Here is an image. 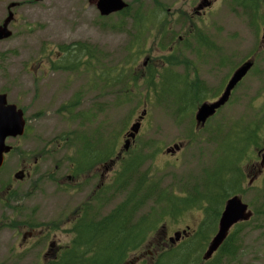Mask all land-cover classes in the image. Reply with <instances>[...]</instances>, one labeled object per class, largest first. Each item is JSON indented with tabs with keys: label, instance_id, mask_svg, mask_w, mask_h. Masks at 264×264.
Returning <instances> with one entry per match:
<instances>
[{
	"label": "rangeland",
	"instance_id": "1",
	"mask_svg": "<svg viewBox=\"0 0 264 264\" xmlns=\"http://www.w3.org/2000/svg\"><path fill=\"white\" fill-rule=\"evenodd\" d=\"M123 1L128 4L127 15L103 16L88 0H0V21L7 17L9 3H19L11 9V36L0 41V92L24 113L26 129L18 137L19 147L24 152H45L30 179L14 183L9 195L0 190V264H53L49 249L58 247L57 256L67 248L84 206L95 219L123 198V190H114V181L121 162L134 155L144 160L126 189L140 174L156 185L141 213L161 189L186 196L195 185L203 192L200 179L214 169L222 139L234 130L245 135V129L255 134L254 142H248L241 154L239 171L245 187L238 194L253 215L230 229L235 250L219 264H264V166L254 186L246 187L249 165L260 160L255 152L264 146V5L252 16L232 0H217L205 13L193 10L196 0ZM134 15L143 18L137 28ZM75 42L92 48L90 68L89 58L82 55L84 64L79 68L53 69L63 57L59 47ZM213 48L217 53H232L233 63L254 49L257 57L228 102L197 127L195 104L178 110L173 96L157 94L153 83L157 78L165 84L164 78H158L164 74L169 79L179 75L188 84L192 69L198 68L204 79L200 97L218 93L226 61L211 66L217 59L209 61L202 55L194 60L191 55L193 51L210 53ZM120 73L123 77L118 80ZM75 96L79 102L73 112L91 115V121L85 117V124L63 106ZM136 121L140 123L136 137L124 150V135ZM80 132L98 149L109 145L112 156L79 174L73 173L75 149L61 136ZM176 143L178 150L165 152ZM119 152L123 157L118 160ZM4 175L2 171L0 177ZM205 205L165 215L126 264H154L161 252L182 244L203 220ZM31 225L35 236L23 239ZM175 232L181 233L178 239ZM205 248L206 244L198 249L202 258L197 264L213 257L203 259Z\"/></svg>",
	"mask_w": 264,
	"mask_h": 264
},
{
	"label": "trees",
	"instance_id": "2",
	"mask_svg": "<svg viewBox=\"0 0 264 264\" xmlns=\"http://www.w3.org/2000/svg\"><path fill=\"white\" fill-rule=\"evenodd\" d=\"M232 4L235 7H242L244 12L254 16L259 6L264 5V0H232ZM127 12L128 7L121 13L127 15ZM142 21L141 16H133L136 28L142 25ZM59 49L63 52V57L54 63L53 69L69 70L79 68L84 64L80 58L82 55L89 58L86 64L90 68L92 48L87 43L75 42L70 45H61ZM149 75V80H151L152 75ZM116 77L121 80L123 75L120 73ZM159 77L164 78L166 83L164 84L160 80L157 81V78H155L154 91L157 94L159 92L172 95L174 102L178 105V110L183 111L187 104L201 98V92L190 91L185 87L180 88L175 85V77L169 79L171 76L168 77L164 74L159 75ZM102 80L108 81V76H103ZM132 80H136V78H131L130 81ZM73 99L71 102L70 100L68 103L66 102V106L63 105L65 110L71 116L75 115L74 117H79L81 120L86 117L87 121H91V115L88 111L73 112L79 102L77 96ZM83 124H85V120ZM245 131L246 134L244 135V131L234 130L229 136L222 139L220 156L216 159L217 165L215 164L214 169L207 172V175L205 174L200 179L203 192L199 193L195 185L192 187L193 191L191 190L192 192L186 196L177 195L171 190L161 189L154 193L152 203L142 213L140 209L144 206L145 200L148 198L147 195L156 188V185L154 181L146 182L144 175L140 174L131 187L126 189L132 174L137 172L144 157L134 155L124 159L114 181V190L118 192L123 190V198L106 214L95 219L91 217L89 207L84 206L73 224V237L67 248L58 252L52 263L126 264L130 255L141 248L165 215L173 216L189 207L198 206L205 202L204 218L194 234L176 248L172 246L169 250L161 252L154 262V264H197V260L202 258L198 255V249L202 245H207L211 238L210 234L216 231L224 201L229 196L238 194L241 191L239 189L241 154L246 149L248 142H254L255 134L254 131H247V129ZM61 140L75 149L72 161V165L75 166L73 173H83L94 164L105 163L112 156L109 145L106 148L98 149L96 142L87 138L85 132L74 135L67 133L61 136ZM220 159L224 161L219 163ZM232 241L233 234H229L213 254V257L204 261L203 264H219L222 258L230 257L235 250ZM200 262H202L201 259Z\"/></svg>",
	"mask_w": 264,
	"mask_h": 264
},
{
	"label": "water",
	"instance_id": "3",
	"mask_svg": "<svg viewBox=\"0 0 264 264\" xmlns=\"http://www.w3.org/2000/svg\"><path fill=\"white\" fill-rule=\"evenodd\" d=\"M41 1V0H37ZM89 3H95L97 10L100 15L106 16L113 12H118L127 7V4L123 0H88ZM16 3H10L8 8L15 6ZM12 18V12L9 10L7 17L5 18L2 25H0V40L6 39L11 35L7 25ZM264 32V30H263ZM264 39V34L262 36ZM252 66V61L247 60L240 66H238L232 73L228 80L221 96L214 102H203L195 112V120L198 125H203L206 119L212 116L217 108L223 105L234 87V85L248 72ZM144 114V112L142 113ZM141 114V115H142ZM25 120L23 118V111L17 109L15 104H9L6 101V94L0 93V166L2 164V157L5 152L9 150L8 145L4 143L7 136H18L24 132ZM140 123L139 121L134 122L130 125L126 134L124 150H127L130 144V140L135 138L138 132ZM180 148L179 144H173L171 147L165 149L166 153H174ZM264 162V154L262 161ZM252 215L251 210L248 209L246 203H244L238 195H233L226 199L223 209L220 213L217 230L211 237L207 244L206 250L203 254V259H209L212 254L219 248L222 242L227 237L230 228L242 221L248 220ZM184 233V231L182 232ZM181 235L180 232H175V239H178ZM173 239L170 238V241Z\"/></svg>",
	"mask_w": 264,
	"mask_h": 264
},
{
	"label": "flooded vegetation",
	"instance_id": "4",
	"mask_svg": "<svg viewBox=\"0 0 264 264\" xmlns=\"http://www.w3.org/2000/svg\"><path fill=\"white\" fill-rule=\"evenodd\" d=\"M217 0H196L193 3V10L196 13H200V12H206L207 9H209L210 7L213 6V4L216 2ZM15 3V2H13ZM10 4V3H9ZM19 3L16 4V6H18ZM15 7V6H14ZM240 10L242 9V7H238ZM7 14L9 12V8L7 5ZM243 10V9H242ZM13 12H12V18L10 20V22L8 23L7 27L8 29L12 32L11 28H12V20H13ZM5 18L3 20L0 21V25L3 24ZM179 40H181V37H179ZM262 43L264 42V40L261 38ZM1 41V40H0ZM191 55L193 56L194 60H199L198 57L202 56V55H207V57L205 59H209V61L211 59H217V64H215L214 62L211 64V66L215 65V66H219L221 65V60L226 61L224 62L222 65H224L227 69L224 77L220 80L219 86H218V93L216 94H211L209 97H201L200 99L194 100L191 104H195V109L197 110V108L203 103V102H214L216 100H218V98L221 96L228 80L230 79L232 73L234 72V70L240 66L241 64H243L245 61L247 60H251L252 64L254 65L255 59L257 57V50L254 49V51H252L251 53H249V55H247V53H245V55L243 57H241L239 59V61L233 63L230 62L231 57H232V53L230 52H221V53H217V51L214 50V48L211 50L210 53H199L196 51L191 52ZM201 60H203V58H201ZM204 62H202L203 64ZM209 63V62H208ZM207 63V64H208ZM252 65V66H253ZM186 68H184L185 70ZM187 70V69H186ZM202 75V71H200L198 68H193L192 69V78L191 80L188 82V84H184L183 83V79L180 78L179 79V75L178 77L175 79L176 80V84L180 87V88H187L190 91L191 90H195V91H202V83L204 82V79H201L199 76ZM207 77L209 76V74H206ZM245 76H243L232 88L229 98L233 92V90L238 87V85L241 83L242 79ZM179 79V82L178 80ZM0 93H5V92H0ZM6 94V93H5ZM7 97V94H6ZM228 98V100H229ZM228 100L221 105L219 108H217L214 112L217 113V111L223 107ZM196 102V103H194ZM8 103V102H7ZM17 107V106H16ZM18 108V107H17ZM196 110H194L196 112ZM195 112H193V119L195 122V125L197 127H201V125L196 124L195 121ZM24 114V113H23ZM213 114V115H214ZM212 117V116H210ZM209 117V118H210ZM208 118V119H209ZM208 119L206 121H208ZM206 123V122H205ZM26 124V123H25ZM26 129V126H25ZM25 132V131H24ZM22 136V135H21ZM20 136H7L4 140V143L9 147V150L7 152H5L3 154L2 157V164L0 166V173L3 171L5 172L6 175H4V177H0V190L1 189H5L4 190V194H11L13 192L12 186L14 183H18V182H23L26 181L27 179H30L32 176V173L34 172V169L37 165L38 160H40L43 156V154L45 153L43 150L42 151H29V152H24L22 151V148L19 147L18 141ZM132 141V140H131ZM264 154V146L258 148L255 152V157H260V160L255 159L253 162L250 163L249 165V169H248V175H247V186L246 187H252L254 186L255 182L258 180V176L262 170V167L264 166V162L262 161V156ZM123 157L122 152L118 153V156L116 158H118V160ZM244 180L241 179L240 185H239V189L242 191V189L245 187L244 186ZM241 197V194H238ZM33 225L30 226L29 231H27L25 234H23L22 238H32L33 236H35V233L33 231ZM49 246H53V243H49ZM51 250V251H50ZM59 250L58 247H54L52 249H49V251L52 253V257L51 258H55L56 256V251ZM54 261V260H53Z\"/></svg>",
	"mask_w": 264,
	"mask_h": 264
}]
</instances>
